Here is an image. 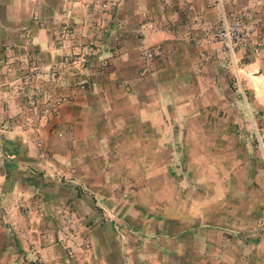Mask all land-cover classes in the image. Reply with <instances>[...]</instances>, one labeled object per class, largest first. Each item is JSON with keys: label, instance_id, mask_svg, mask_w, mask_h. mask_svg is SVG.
<instances>
[{"label": "rangeland", "instance_id": "374dc122", "mask_svg": "<svg viewBox=\"0 0 264 264\" xmlns=\"http://www.w3.org/2000/svg\"><path fill=\"white\" fill-rule=\"evenodd\" d=\"M71 2L88 16L82 22L85 34L65 8L49 25L32 13L38 27L49 26L48 57L34 50L28 28L0 44V151L24 154L31 149L37 155L18 156L22 168L17 176L36 187L32 203L21 192L19 209L37 213V229L52 234L45 239L58 246V259L68 264H120L130 257L139 263L147 254L163 264H264V14H252L249 8L227 11L216 0L218 10L208 20L185 16L186 35L201 55L195 71L205 67L210 75L206 81L196 78L200 87H183L187 93L182 96L191 98V105L188 112H171L182 119L175 125V138L158 143L149 135V164L136 152L128 165L125 158H104L117 165L112 167L117 172L94 175L118 183L109 192L102 190L111 194L106 199L107 194L97 198L80 183L68 182L75 174L55 159L69 149L71 137L83 136L67 125L75 110L68 102L93 89L94 79L119 52L118 35L106 31L116 21L110 14L114 1L100 0L108 4L106 10L90 0ZM241 13L248 41L231 51L227 37L218 36L219 28L213 26L220 27L222 14L229 20ZM104 37L111 39L109 57L100 55ZM148 71L139 76L146 80ZM203 85L211 91L205 94ZM6 88L10 91L4 97ZM3 98L18 101L19 107H3ZM170 98L173 103L180 95L171 93ZM4 130L19 139L5 138ZM165 130L172 132V126ZM168 248L179 256L168 257Z\"/></svg>", "mask_w": 264, "mask_h": 264}, {"label": "crops", "instance_id": "0c3cea01", "mask_svg": "<svg viewBox=\"0 0 264 264\" xmlns=\"http://www.w3.org/2000/svg\"><path fill=\"white\" fill-rule=\"evenodd\" d=\"M113 1L115 10L110 14L116 16H113L116 21L108 27L103 21V25H106L107 32H116L118 35L119 52L110 58L112 64L108 70H103L97 79H94L96 86L93 89L79 96V100L68 102L75 110L69 115L67 125L74 126L73 128L81 131L83 136L71 137L69 149L55 156V159L64 163L65 171L75 174V179H67L68 182L80 183L97 198L98 195L105 197L107 193L103 191L107 189L109 192L118 184L107 180L106 177L104 181L98 180L94 175L105 173L106 170L116 171L112 167L117 165L111 160L106 164L104 158H125L128 165L129 159H133L136 152V156L145 157L148 160L146 164H149V135L152 133L158 143L166 142L172 136L176 137L175 125L180 124L182 119H179V115H171V112H188L191 105V98L182 96V93H187L183 87L186 83V86L200 87L201 82H197L196 78L201 75L206 81L210 75V69L205 67L200 69L201 74L195 71L194 66L201 55L194 50L190 36L186 35L185 27L188 24L185 22V16H201L208 20L218 10L216 0ZM221 1L227 11L249 8L252 14H264V0ZM64 8L73 16L76 27L85 34L86 28L82 26V22L88 16L82 7L71 0H0V44L6 42L11 34L17 35L21 30L28 28L29 40L34 50L37 54L48 57L51 43L49 26L38 27L31 16L33 12L38 13L49 25L59 19ZM106 14L103 19L108 22L110 14ZM118 21L119 23H116ZM110 40V37H104L103 44L106 45L100 51L101 57H109L105 53ZM154 45H159L162 53L148 61L142 55V50ZM148 69L146 80H143L144 77L139 75ZM208 88L203 85L201 89L205 91ZM5 90L4 97L10 91L7 88ZM207 91L210 92L211 89L206 90L205 94ZM171 93L179 94L180 98L172 103ZM3 99V107H19L18 101ZM167 125L172 126V132L167 133ZM3 136L7 139H19V136H14L13 131L9 130H4ZM19 155L37 157L31 149L24 154H20V150L0 151V156L5 158L0 162V264H68L62 258L58 259V246L45 239L52 234L47 230L37 229L34 222L37 213L33 210L24 213L19 209L23 199L19 196L21 192L25 190L29 197L25 196L24 200L32 203L36 188L31 179L30 184L17 176L16 171L22 168L18 161ZM50 171L49 168L48 172ZM85 196L90 195L85 192ZM109 196L110 193L106 199H109ZM172 217L170 219H177V216ZM98 233L103 236L100 230ZM111 234L116 237L117 231L111 230ZM146 249L148 248L142 247L141 251ZM154 249L162 256L158 247ZM134 251L133 248V254ZM174 251L168 248L167 256H179V253L175 254ZM154 256L147 254L139 263L134 257H130L129 261L120 264H163V259L152 260ZM177 262L180 264V260Z\"/></svg>", "mask_w": 264, "mask_h": 264}, {"label": "built area", "instance_id": "2783aa9c", "mask_svg": "<svg viewBox=\"0 0 264 264\" xmlns=\"http://www.w3.org/2000/svg\"><path fill=\"white\" fill-rule=\"evenodd\" d=\"M90 3L97 4L98 7L102 9H108V4L103 3L100 4V0H90ZM244 13L237 14V15H232L229 20H227L226 16L222 14L221 17V23L220 27L218 26H213L216 29V34L218 36H225L227 37V45L230 47V50L232 51L233 45L237 44L238 42H246L248 41L247 38V31L246 25H245V20H244ZM162 51L160 50L159 46H153L151 48L146 49L143 52V56L146 60L150 61L154 59L157 56H160Z\"/></svg>", "mask_w": 264, "mask_h": 264}, {"label": "trees", "instance_id": "16d2710c", "mask_svg": "<svg viewBox=\"0 0 264 264\" xmlns=\"http://www.w3.org/2000/svg\"><path fill=\"white\" fill-rule=\"evenodd\" d=\"M10 151H11V150H10ZM15 151H17V149H15ZM24 180L27 181V183H30V182H31V180H30V179H27V178L24 179ZM31 183H32V182H31ZM31 183H30V184H31ZM33 184H34V183H33Z\"/></svg>", "mask_w": 264, "mask_h": 264}]
</instances>
